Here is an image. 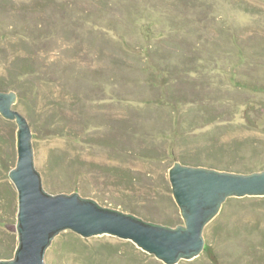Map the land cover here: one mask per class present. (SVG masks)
I'll list each match as a JSON object with an SVG mask.
<instances>
[{
    "label": "rangeland",
    "instance_id": "374dc122",
    "mask_svg": "<svg viewBox=\"0 0 264 264\" xmlns=\"http://www.w3.org/2000/svg\"><path fill=\"white\" fill-rule=\"evenodd\" d=\"M0 84L16 93L52 194L175 227L174 162L264 169V0H0ZM16 131L0 115V259L17 246L5 226L18 207ZM237 198L204 226L206 248L175 264H264V195ZM43 262L165 264L69 229Z\"/></svg>",
    "mask_w": 264,
    "mask_h": 264
},
{
    "label": "water",
    "instance_id": "95a60500",
    "mask_svg": "<svg viewBox=\"0 0 264 264\" xmlns=\"http://www.w3.org/2000/svg\"><path fill=\"white\" fill-rule=\"evenodd\" d=\"M0 115L17 126V157L8 176L18 200L16 222L5 225L17 234V246L13 257L0 259V264H44L45 249L66 229L82 237L111 234L130 240L165 264H175L203 250L204 226L228 197L264 195V169L242 173L179 162L168 171L172 195L184 220L175 227L102 206L76 191L52 194L46 191L35 167L32 132L15 91L0 90Z\"/></svg>",
    "mask_w": 264,
    "mask_h": 264
},
{
    "label": "trees",
    "instance_id": "16d2710c",
    "mask_svg": "<svg viewBox=\"0 0 264 264\" xmlns=\"http://www.w3.org/2000/svg\"><path fill=\"white\" fill-rule=\"evenodd\" d=\"M5 89H6V86L0 84V90H5ZM183 163H187V162H183ZM260 169H263V167H261ZM251 171H253V170H251ZM254 171H255V169H254ZM228 198H234L235 199L237 197H228ZM237 199H241V198H237ZM204 248H206V246Z\"/></svg>",
    "mask_w": 264,
    "mask_h": 264
}]
</instances>
